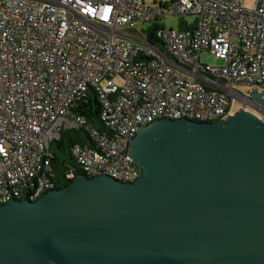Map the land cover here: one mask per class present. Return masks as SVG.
Wrapping results in <instances>:
<instances>
[{"label":"built area","instance_id":"built-area-1","mask_svg":"<svg viewBox=\"0 0 264 264\" xmlns=\"http://www.w3.org/2000/svg\"><path fill=\"white\" fill-rule=\"evenodd\" d=\"M161 3L0 0V205L55 188L49 146L61 127L87 131L89 143L70 149L82 173L133 182L128 146L140 127L225 119L235 100L264 120V108L233 89L264 88V0H174L166 8L194 20L155 28L162 48L134 31L167 16ZM202 51L222 64L201 62ZM91 91L100 130L73 111Z\"/></svg>","mask_w":264,"mask_h":264},{"label":"water","instance_id":"water-1","mask_svg":"<svg viewBox=\"0 0 264 264\" xmlns=\"http://www.w3.org/2000/svg\"><path fill=\"white\" fill-rule=\"evenodd\" d=\"M261 89V90H260ZM248 99L264 108V88ZM133 182L79 173L0 205V264H264V120L159 119L128 156Z\"/></svg>","mask_w":264,"mask_h":264},{"label":"trees","instance_id":"trees-1","mask_svg":"<svg viewBox=\"0 0 264 264\" xmlns=\"http://www.w3.org/2000/svg\"><path fill=\"white\" fill-rule=\"evenodd\" d=\"M174 0H171L173 2ZM162 4V3H161ZM168 4H162L166 8ZM153 28H149L147 39L162 48L159 41L155 38L153 32L155 28L162 26L161 23L154 22ZM182 27V25L180 26ZM139 34V33H138ZM100 101L97 94L91 91L86 101H81L73 109L74 112L83 114L88 122L97 129H102V123L99 120ZM89 143V137L86 129L80 126L71 128H60L59 138L50 142V167L54 178V187L61 188L66 186L72 179H68L66 175L72 171L74 176L82 173L75 158L71 155L70 149L73 143Z\"/></svg>","mask_w":264,"mask_h":264},{"label":"rangeland","instance_id":"rangeland-1","mask_svg":"<svg viewBox=\"0 0 264 264\" xmlns=\"http://www.w3.org/2000/svg\"><path fill=\"white\" fill-rule=\"evenodd\" d=\"M148 4H153L154 0H145ZM162 4H169L171 0H160ZM245 5H251L253 0H243ZM158 1L155 3L158 5ZM167 16L162 18L159 23L163 24L165 27H173V28H179L182 24L185 23H191L194 20V17L192 15H178L175 13L170 12L169 8H166ZM154 25L150 23H143L135 27L134 31L139 33L142 37L147 38L149 28H153ZM200 61L201 62H207L214 65H220L222 64V60L215 59L211 53L208 51H202L200 53ZM119 85H122L123 80L116 77L114 80ZM252 86L249 84H238L233 87L234 90H236L238 93L242 95H248V92ZM260 89V88H259ZM261 90V89H260ZM241 107V102L235 100L232 103V109L234 111L238 110ZM251 110H254L255 112H260L256 107L253 105H247ZM264 116V113H262Z\"/></svg>","mask_w":264,"mask_h":264}]
</instances>
